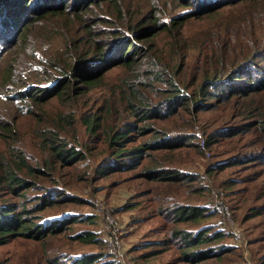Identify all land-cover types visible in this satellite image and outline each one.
Masks as SVG:
<instances>
[{
  "label": "trees",
  "instance_id": "16d2710c",
  "mask_svg": "<svg viewBox=\"0 0 264 264\" xmlns=\"http://www.w3.org/2000/svg\"><path fill=\"white\" fill-rule=\"evenodd\" d=\"M222 4L246 6L203 28L192 40L184 35L186 21L194 14H179L177 9L198 6L204 15H213ZM260 18L263 22L256 23ZM258 24L264 29V0H0V95L8 101L0 112V139L5 143L0 150V246L18 236L47 246L48 237L79 220L40 214L68 200H81L69 196V185L60 179L66 168L74 167L80 179L139 168V177L159 182L160 188L193 187L198 174L179 168L185 157L178 151L202 154L222 138L233 142L232 150L251 146L258 152L244 158L239 151L214 167L264 160V38L258 36ZM161 31L171 39L166 52L156 48ZM42 33L47 37L41 38ZM54 36L63 44L49 52L44 44ZM28 54L34 57L30 66L39 76L36 82L23 65ZM115 66L124 72L105 84ZM95 89L100 95L86 100ZM54 97L63 108L42 109ZM214 106H223L243 122L208 134L202 147L187 127L200 111ZM21 116L36 121L33 148L18 128ZM80 122L88 134L83 142ZM99 159L102 164L89 170ZM238 182L231 178L224 184L229 188ZM161 192L160 198L171 202L167 208L160 206L170 221L198 225L195 230L173 228L181 258L200 264L236 247L217 248L228 234L201 222L212 216L206 205L180 202L168 189ZM96 235L87 229L71 238L91 243ZM96 259V254L60 253L48 262L94 264Z\"/></svg>",
  "mask_w": 264,
  "mask_h": 264
},
{
  "label": "rangeland",
  "instance_id": "374dc122",
  "mask_svg": "<svg viewBox=\"0 0 264 264\" xmlns=\"http://www.w3.org/2000/svg\"><path fill=\"white\" fill-rule=\"evenodd\" d=\"M243 6L222 4L213 15H204L205 11L200 10L198 6L181 7L177 9V13L194 14L187 19L182 30L184 35L192 40L203 28L217 24L225 15L239 13L238 9ZM262 22L261 18L256 20V23ZM261 26L262 24H258V36L264 38V29H261ZM46 37L47 35L42 33L41 38ZM155 41L156 48L166 52L171 41L170 35L166 31H161ZM62 44V38L54 36L44 46H50L49 52H55ZM41 50L40 43L38 52ZM10 57L11 55L8 58ZM32 60L34 57L28 54L23 65H26L30 80L36 82L39 76L30 66ZM6 61L7 58L4 62ZM124 70L122 66L111 68L107 72L105 84L115 82L117 76H121ZM97 94L100 95L98 89H95V92H89L86 95L88 99H85L92 102L97 98ZM45 107L48 111H54L62 109L63 104L54 97L42 106V109ZM7 108L8 101L0 95V112L4 113ZM234 116L223 106L218 108L214 106L200 111L198 117L190 122L191 127H187V130L190 134L195 133L199 137L201 146L204 147L201 139L206 140L208 134H218L220 127L239 125L243 122L240 117ZM18 122L20 133L24 134L23 140L33 148L35 138L32 135L34 134L32 128L36 121L31 116L23 118L21 116ZM175 123L176 120L171 122V125ZM79 129L80 142H83L88 134L81 122ZM228 140L219 138L209 149L205 147V153L202 154L195 151L188 154L183 150L177 152L185 157L184 164L179 168L198 174L197 179L191 183L193 187L166 185L160 188L159 182L139 177V168L116 171L105 176L95 174L85 179L78 177L79 173L74 167L62 170L60 179L69 185L68 189L71 192L68 195L81 200H68L51 206L40 214L43 217L76 216L79 220L71 223V227L66 231L48 237L47 246L41 242L42 240L24 236L11 239L0 246V264H49L48 260L60 253L74 257L96 254L97 259L94 264H191L190 261L181 258L179 243L172 239L171 232L176 226H189L195 230L198 225L192 222L170 221L171 217L160 209L161 205L166 208L171 206V202L160 198L161 191L166 192V189L169 190V194L173 192L171 196L180 202L207 206L212 216L201 222H204L205 226L213 225V231L223 229V232L228 234L217 243L219 245L217 248L236 246L222 257L210 256L200 264H264V196L260 197L264 195V160L255 158L250 162L233 164L223 169L214 167L225 159H233L239 151L243 152L244 158L258 152L251 146H241L232 150L233 142L230 143ZM246 140L243 139L240 145ZM3 148L5 143L0 139V150ZM102 162V159L92 162L89 170L97 168ZM209 166L214 168L212 172L207 171ZM83 167L84 164L81 165V168ZM231 178L239 182L228 188L224 182ZM196 187L202 188L199 190L200 193H189V189ZM35 194L33 193L32 196ZM132 203L135 205L131 206ZM225 206L228 207V213ZM89 216L92 219H88ZM87 229L97 233L95 242L86 243L71 238L74 233ZM110 237L119 240L120 246L116 243V247L120 249L121 256L117 249H111ZM120 257L123 258L122 261Z\"/></svg>",
  "mask_w": 264,
  "mask_h": 264
},
{
  "label": "built area",
  "instance_id": "2783aa9c",
  "mask_svg": "<svg viewBox=\"0 0 264 264\" xmlns=\"http://www.w3.org/2000/svg\"><path fill=\"white\" fill-rule=\"evenodd\" d=\"M201 141H202V143H203V145H204L205 140H204V139H201ZM225 209H226V212L228 213L229 210H228V207H227V206H225ZM109 242H110L111 249H114V250L117 249V250H118V254H119V256H121L122 253H121V254L119 253V250H120V249H118V248L116 247V243L118 244V246H120V245H119V243H120L119 240H113L112 237H110V238H109ZM120 260L122 261L123 258L120 257Z\"/></svg>",
  "mask_w": 264,
  "mask_h": 264
}]
</instances>
